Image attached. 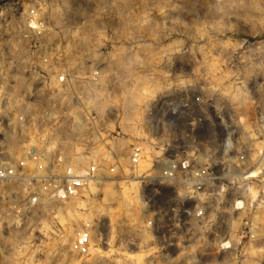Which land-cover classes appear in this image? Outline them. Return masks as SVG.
I'll list each match as a JSON object with an SVG mask.
<instances>
[{
	"label": "rangeland",
	"instance_id": "rangeland-1",
	"mask_svg": "<svg viewBox=\"0 0 264 264\" xmlns=\"http://www.w3.org/2000/svg\"><path fill=\"white\" fill-rule=\"evenodd\" d=\"M71 2L70 14L49 15L59 29L50 37L68 43L67 66L75 73L108 68L97 84L78 89L88 93L87 106L118 114L109 129L120 135L119 156H126L131 142L148 139L149 131L159 138L151 155L160 149L167 157L176 151L189 155V122L207 123L199 140L219 138V111L230 121L236 113L252 114L255 98L264 104V95L247 92L264 91V0H103L105 14L94 12L99 5L93 12L88 5L90 14L81 16L71 13ZM28 3L0 0V7H9L0 9V25L8 26L0 28V56L12 57L8 43L15 42L21 48L20 57L13 56L18 65L26 48L20 12ZM81 20L77 31L69 30ZM189 83L201 96L190 107ZM131 96L138 101L126 109ZM174 103L176 113L170 111ZM71 136L63 139L68 153L74 151ZM99 162L106 166L109 159ZM149 166L142 163L136 174L126 166L122 173L114 169L67 201L25 204L20 186L0 185V264H264V206L254 214L253 237L241 236V223H228L223 208L213 205L205 217L192 215L199 201L178 183L150 181L158 166ZM85 222L92 226L91 244L80 255L70 243Z\"/></svg>",
	"mask_w": 264,
	"mask_h": 264
},
{
	"label": "built area",
	"instance_id": "built-area-1",
	"mask_svg": "<svg viewBox=\"0 0 264 264\" xmlns=\"http://www.w3.org/2000/svg\"><path fill=\"white\" fill-rule=\"evenodd\" d=\"M68 1H72L71 13L78 14L76 16L90 14L88 5L92 12L96 5L101 7L94 11L96 13L105 14L108 10V5L106 8L101 5H105L101 3L103 0H89L88 4L86 0ZM61 2L29 0L20 12L19 30L26 46L21 65L14 57L1 59L0 56V185L20 186L25 204L37 203L42 198L67 201L107 172L118 169L122 173L126 166L136 174L139 166L146 162L150 163V169L154 164L158 166L157 175L151 176L150 181L178 183L189 190V198L199 201L190 210L192 215L202 218L213 205L223 208L229 214L228 223L235 220L241 223V236L253 237L254 214L258 207L264 206V104L256 103L255 98L252 114L236 113L230 121L219 111L216 124L223 130L219 138L210 136L199 140L197 135L203 134L207 123L189 122V155L176 151L174 156L167 157L160 148L162 153L151 155L150 149L159 138L149 131L148 139L131 142L126 156H119L120 135L109 129L118 114L113 110L97 112L86 105L85 94L73 87L80 83L97 84L108 68L100 65L81 74L75 73L67 66L71 57L65 54L64 47L68 43L56 42L50 37L59 29L49 14L66 15ZM3 8L9 9L8 6ZM79 24L82 20L72 27L69 25V30L77 31ZM0 28L6 30L8 26L2 24ZM75 44L81 43L75 41ZM110 60L115 61L109 58L107 62ZM18 66L26 84L18 88L19 101L10 102L7 91L15 80L8 73L17 71ZM247 92L264 95V91ZM200 102L199 91L189 83V107ZM74 119L79 120L82 128L71 133L74 151L68 153L63 139L75 124ZM100 145L105 147V152L100 151ZM66 152L70 157L82 156L87 166L72 167L66 162ZM104 156L109 159L106 166L99 162ZM122 159H126L125 164ZM148 169L140 175L144 176ZM91 227L90 222L83 223L70 243L71 251L80 255L88 253Z\"/></svg>",
	"mask_w": 264,
	"mask_h": 264
},
{
	"label": "bare ground",
	"instance_id": "bare-ground-1",
	"mask_svg": "<svg viewBox=\"0 0 264 264\" xmlns=\"http://www.w3.org/2000/svg\"><path fill=\"white\" fill-rule=\"evenodd\" d=\"M69 3V1H67V0H62V2H61V4H62V11L65 13V14H70V11H69V7L67 6V4ZM64 6H65V8H67L65 11H64ZM53 13V12H52ZM52 13H50L49 15H52ZM58 14H60V13H58ZM8 50L12 53V55L13 56H15V57H20V55H21V48L19 47V45H17L15 42H12V41H10L9 43H8ZM11 56V55H10ZM12 56V57H13ZM16 59V58H15ZM17 61L18 60H16V63H17ZM20 71V73L22 74V72H21V70H20V68H19V66H18V70L17 71H13V72H9L8 73V75H9V77H11V78H13L14 80H15V84L13 85V86H11L9 89H8V94H9V96H10V98H11V101L10 102H18L19 101V93H18V88L20 87V86H22V83H23V81H22V78H23V75H21L22 76V78L20 77V75L17 73V72H19ZM24 79V78H23ZM25 80V79H24ZM25 84H26V81H25ZM86 84H90V83H80V84H78V85H75V86H73L75 89H77V90H79L78 88H79V86H82V85H86ZM92 85V84H91ZM80 91V90H79ZM81 91H84V88H82L81 89ZM87 91V90H86ZM85 93V92H84ZM85 94H88V93H85ZM86 99V98H85ZM86 101H88L87 99H86ZM138 101V97H136V96H131V97H129V99L125 102V104H126V109H129V108H131V107H133V105L136 103ZM170 111L171 112H173V113H176V112H178L179 111V104H172V106L170 107ZM74 122H75V124L73 123L72 124V126H71V129L69 130V131H67L66 132V135H69V134H71V133H75V132H77V131H79L82 127H81V124H80V122H79V120H75L74 119ZM11 138H13V137H10V139ZM9 154H11V156H13V154L10 152ZM82 159H83V157L82 156H74V157H70L69 155H68V153L66 152V162L68 161L69 162V164L72 166V167H74V168H80L79 166L83 163V161H82ZM85 159V158H84ZM124 179H127V180H129L130 179V177H126V176H124L123 177ZM134 178V177H133ZM111 179V178H110ZM113 181H117V180H107V181H105V182H113ZM91 184H94L93 182H91V183H89L88 184V186L89 185H91ZM89 188V187H88ZM95 189V188H94ZM226 243L227 242H225V243H223V245H226ZM188 258V257H187ZM188 260V259H187Z\"/></svg>",
	"mask_w": 264,
	"mask_h": 264
}]
</instances>
